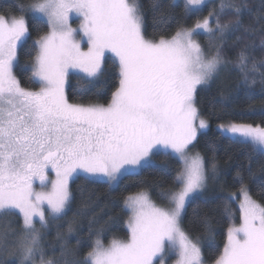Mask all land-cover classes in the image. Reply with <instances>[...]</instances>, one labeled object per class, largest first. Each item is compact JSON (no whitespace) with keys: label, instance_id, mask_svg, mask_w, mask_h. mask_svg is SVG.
I'll return each instance as SVG.
<instances>
[{"label":"snow or ice","instance_id":"obj_1","mask_svg":"<svg viewBox=\"0 0 264 264\" xmlns=\"http://www.w3.org/2000/svg\"><path fill=\"white\" fill-rule=\"evenodd\" d=\"M205 2L185 0V15L199 11ZM175 6L156 14L160 5L152 0L151 36L140 0H31L15 6L20 16L0 15V217L22 218L18 234L14 229L0 231V250L8 249L9 233L15 234L10 254L17 264H166L168 255L177 257L175 264H206L200 237L193 238L182 227L188 204L203 194L209 179H218L214 158L209 166L199 152H189L209 128L195 95L229 65L246 84L250 77L254 84L257 76L264 83V56L257 60L253 55L258 47L264 50V0L259 7L250 0H218L193 28L178 24L167 38L160 33L174 19L170 9ZM73 15L81 18L78 28L70 23ZM28 16L37 38L26 55L33 50L36 55L30 64H21L19 50L31 36ZM43 25L49 31L42 34ZM233 33H240L233 44H239L234 59L225 49ZM200 34L208 38L207 52L193 39ZM108 53L118 68V85L107 104L70 103L66 86L72 87L73 75L84 81L73 88L78 98L105 94ZM16 71L29 72V81L39 89L23 88ZM217 130L264 154V128L231 122L217 125ZM206 146L216 150L214 141ZM158 153L178 160V166L172 168L167 160L156 164L153 157ZM145 167L157 169L152 186L165 204H157L145 190L125 196L124 208L131 212L127 239L113 238L106 245L101 228L82 257L77 255L79 240L76 248L64 242L58 255L55 250L47 254L36 223L46 229L71 210L69 182L74 176L113 187ZM49 168L55 179L49 177ZM234 179L243 197L241 222L230 224L227 241L211 264H264V203L252 198L241 171ZM36 181L41 191L35 190ZM259 194L264 195V186ZM235 196L228 193L226 200ZM200 225L208 247L215 248L207 217ZM72 230L69 223L67 231ZM0 264L7 261L0 259Z\"/></svg>","mask_w":264,"mask_h":264},{"label":"trees","instance_id":"obj_2","mask_svg":"<svg viewBox=\"0 0 264 264\" xmlns=\"http://www.w3.org/2000/svg\"><path fill=\"white\" fill-rule=\"evenodd\" d=\"M31 0H0V15H15L20 16L22 13L15 10V6L19 4L30 3ZM144 6L145 18L147 21V35L152 33V20L154 12L150 7L152 0H140ZM184 0H158L160 5L156 9V14L161 12L167 13L169 6L175 3V7L170 9L174 19L167 24V31H162L160 35L170 37L177 29L178 24L185 28L192 27L210 11H213L218 0H209L199 11H193L190 15H185ZM250 3L259 7L261 0H250ZM31 36L23 49L19 50L20 63L26 61L30 64L34 59L36 52L32 51L31 56L26 55L33 41L37 38V31L31 16L27 17ZM167 20V15L164 17ZM223 19H228L227 16ZM245 24L249 22V17H244ZM215 25L214 19L212 21ZM48 27L43 25L41 33H47ZM240 33L229 34L225 49L231 58L234 57L236 48L239 44L233 47L235 36ZM259 35L257 32V43H259ZM201 39L202 46L205 51H208V38L205 35H198ZM157 39L159 36L156 37ZM253 55L257 60L264 56V50L259 47ZM107 71L104 78L108 82L107 91L105 94L95 96H84L78 98L73 93V88L80 81L78 76H71V85L68 87V96L70 100L76 103L87 104L89 102H99L107 104L110 99V94L118 85V77L116 73L118 68L115 66L113 55H108L106 63ZM264 70V69H262ZM15 74L19 77L24 86L32 87L37 83L29 81V72L16 71ZM102 87V85H101ZM196 102L199 111L209 121V128L206 132L198 136L193 149L201 152V154L209 161V166L213 161L216 164V175L218 179H209L206 191L202 195H198L191 203L188 204L186 212L183 216L182 227L188 231L193 238L200 237L203 254L206 264H211L218 254L217 250H222L227 241V230L232 224L234 215L233 211H238L236 201H227L226 194L231 191H237L240 188L239 183L234 179L237 171H241L245 178L250 194L257 201L264 203V195L259 193L264 186V171L261 170L264 166V154L256 151L249 143H240L227 139L220 135L217 130V125L227 124L231 122L260 125L264 127V83L260 78L256 77V82L245 83L241 73L231 65L227 69H222L221 72L212 79L206 86L199 87L196 95ZM214 141L216 150L209 151L206 146L208 142ZM156 164H161L165 160L172 168H176L179 164L178 160L172 157H164L162 154H157L154 157ZM249 171L254 173L250 177ZM157 169L153 167H145L140 170L139 175L124 176L117 185L110 187L107 183H92L86 181L83 175L76 176L71 184L70 189L73 193V201L71 210L65 216L55 221H50L48 228L42 230V243L47 254L52 255L53 250L59 254L61 243L67 242L70 248H76L77 240L81 243L78 248L77 255L82 257L90 250L91 242L95 239L96 230L103 228L101 239L107 245L113 239H127L128 230L126 222L130 216V211L124 208L123 199L125 196L147 190L152 196V199L160 204H165L156 195V189L153 188L152 182L157 179ZM174 174V173H173ZM144 181L145 183H141ZM231 213V218H229ZM233 216V218H232ZM207 217L214 229V244L215 248L208 247V237L200 225V221ZM22 218L17 215L0 217V231L14 229L15 233L20 232V224ZM69 223L72 226V232L67 231ZM92 229L90 235L89 229ZM61 234L58 239L57 233ZM16 235L9 233V247L5 250H0V259L6 260L7 264H17V258L10 253L14 251L11 247V242L14 241Z\"/></svg>","mask_w":264,"mask_h":264},{"label":"rangeland","instance_id":"obj_3","mask_svg":"<svg viewBox=\"0 0 264 264\" xmlns=\"http://www.w3.org/2000/svg\"><path fill=\"white\" fill-rule=\"evenodd\" d=\"M185 1V0H184ZM209 0H206V2L205 3H207ZM208 16V15H207ZM206 16V17H207ZM205 18V17H204ZM203 18V19H204ZM203 19H201L200 21H202ZM209 20H210V26H212V27H214L215 25H213V23H212V21H213V18H209ZM70 23H71V25H72V27L73 28H78L79 27V25H80V23H81V18L80 17H78V16H76V15H73V18L71 19V21H70ZM196 25V24H195ZM195 25H193L192 27H189L188 29H191V28H193ZM49 31V30H48ZM47 31V32H48ZM201 35H203V34H201ZM171 37V36H170ZM170 37H167V38H170ZM77 39H79V37H77ZM193 39H195L197 42H199L201 45H202V42H201V39L199 38V36L198 35H196V36H194L193 37ZM82 47L84 48V50H87L86 49V47H84L83 45H82ZM107 55H113V54H111V53H108ZM17 76V75H16ZM17 78L19 79V77L17 76ZM20 80V79H19ZM211 82V81H210ZM209 82V83H210ZM20 83H21V81H20ZM21 86L23 87V88H25V89H28V90H38L39 89V87H40V85L37 83V85L36 86H32V87H27V86H24L22 83H21ZM199 88V87H198ZM198 90V89H197ZM66 95L68 96V87L66 86ZM196 95H197V92H196ZM196 95H195V103H196V106H197V108H198V105H197V102H196ZM68 98H69V96H68ZM69 102L70 103H76V102H73L72 100H70V98H69ZM106 105V104H105ZM199 109V108H198ZM200 112V111H199ZM200 115H201V113H200ZM202 116V115H201ZM204 119H206L204 116H202ZM207 120V119H206ZM208 121V120H207ZM208 124H209V121H208ZM227 124H229V123H227ZM247 125V124H246ZM251 125V124H250ZM209 126H210V124H209ZM253 127H261V128H264V127H262V126H260V125H252ZM189 152H190V154H195L196 152H199L200 154H201V152L200 151H198V150H196V149H193V147H191L190 149H189ZM202 155V154H201ZM154 159V158H153ZM48 175H49V177L51 178V179H55V173H54V171L53 170H51L50 168H49V170H48ZM76 176H74V178H75ZM73 178V179H74ZM73 179H71L70 180V184H71V182H72V180ZM209 182V181H208ZM207 186H208V184H207ZM34 188H35V190L36 191H41L42 189L39 187V181H36L35 183H34ZM49 188H50V185H49ZM207 188V187H206ZM43 190H45V191H47L48 189H43ZM145 191H147V190H145ZM206 191V190H205ZM204 191V192H205ZM139 192V191H138ZM149 192V191H148ZM203 192V193H204ZM135 193H137V192H135ZM230 193H235L236 194V196H235V199H234V201H236L237 202V206H238V209H239V204H240V202H241V200L243 199V197H242V195L240 194V192H239V190H237V191H231ZM132 194H134V193H132ZM252 196V195H251ZM253 198V197H252ZM254 199V198H253ZM256 200V199H255ZM156 202V201H155ZM259 202V201H258ZM157 204H160V203H158V202H156ZM130 215H131V212H130ZM233 215H234V219H233V222H232V224L234 223V224H236V225H239V223L241 222L240 221V209L238 210V211H233ZM232 218H233V216H232ZM36 228L37 229H40V231H41V233H42V230H41V228H40V224L37 222L36 223ZM200 246L202 247V245H201V243H200ZM176 259H177V257L175 256V255H168V256H166V264H175V261H176Z\"/></svg>","mask_w":264,"mask_h":264}]
</instances>
